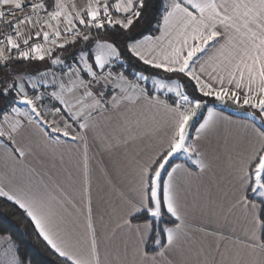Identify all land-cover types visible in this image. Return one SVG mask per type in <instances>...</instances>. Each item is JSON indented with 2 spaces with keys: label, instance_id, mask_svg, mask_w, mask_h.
Masks as SVG:
<instances>
[{
  "label": "snow or ice",
  "instance_id": "obj_1",
  "mask_svg": "<svg viewBox=\"0 0 264 264\" xmlns=\"http://www.w3.org/2000/svg\"><path fill=\"white\" fill-rule=\"evenodd\" d=\"M150 5L151 0H87L84 6L75 0H0V68L46 61L49 68L64 66L60 52L77 42L95 43L94 53L81 50L59 78L55 72L49 77V69L0 73V96L10 97L9 110L0 121V159L10 169L0 179V197L25 212L65 264H264V127L254 123L258 113L264 125V0H161L159 35L138 38L135 29L146 20ZM124 52L166 74L187 77L205 97L250 107L255 110L248 114L250 122L240 124L235 134L229 132L222 145L211 147L204 142L234 122L209 108L190 140L189 121L202 102L190 98L171 77L152 80L159 93L175 94L177 99L169 104L123 73H113L111 65ZM49 79L51 90L38 92ZM139 79L150 78L141 73ZM45 96L56 104L42 113L38 102ZM17 103L30 111L13 106ZM106 125L111 134H102ZM62 137L74 143L67 144ZM153 137L158 139L150 154L143 149L125 151L132 186L129 193L114 187L123 214L108 240L118 232L124 236L118 247L106 248L102 255L94 219L89 139H99L111 153ZM37 148L45 153L64 148L69 157L82 149L77 165L79 199L48 173L25 163ZM221 149L228 156L232 188L226 212L240 214L242 235L235 229L224 233L193 228L179 193L178 174L205 173ZM178 153L187 156L197 173L183 164L166 170ZM60 160L63 163V153ZM65 172L71 181L74 173ZM165 212L174 218L173 226L157 230L154 221ZM141 213L150 219L133 223ZM193 231L211 237L212 243L192 239ZM5 239L8 247L0 264H24L11 238Z\"/></svg>",
  "mask_w": 264,
  "mask_h": 264
},
{
  "label": "crops",
  "instance_id": "obj_2",
  "mask_svg": "<svg viewBox=\"0 0 264 264\" xmlns=\"http://www.w3.org/2000/svg\"><path fill=\"white\" fill-rule=\"evenodd\" d=\"M75 2L79 6H84L87 4V0H75ZM153 34L159 35V33L156 31ZM92 35L95 36V34ZM81 50L89 53H94L95 43L93 41H89L77 42L74 46L70 45L66 50H63L59 53L61 55V58H65L64 66L51 65L49 68V63L47 61L43 63L38 62L39 66H41L39 70L43 72L45 69H49V77L51 76L52 72H55L57 78H59L62 74L61 71H65L68 64H75V59L78 58ZM89 62H91V59L89 60ZM117 63H119V61ZM8 69L32 73L38 68H34V66H29L25 63L23 66H21L20 64L16 68H14L13 66V69L11 66H9ZM110 70L113 71V73H123V75L129 81L134 84L138 83L141 88L147 89L145 83L149 82L150 84L147 86L151 90L149 91L147 89L149 95L158 94L160 95V99L164 100L163 94L165 92L159 93L152 83L153 79L161 78L160 76L152 77L148 81H145L143 84L139 79L140 74L138 73L135 74V78H130L125 73L124 69L118 68L115 65H113ZM85 79H88V77H85ZM172 80L173 82L179 83L177 79ZM48 85H50V79L45 83V86ZM28 87L30 89V84L28 85ZM31 93L32 91L30 90L29 94L32 95ZM209 97L213 98L215 102L202 103L203 107L197 110L196 115L192 118L191 121H189L188 132L191 140V138L195 137L196 130L199 128V125L203 123L204 119L207 118V109L214 108L217 112L222 113L223 116L229 117L230 120L234 122L232 124H225L218 133L212 134L204 142L211 147H218L223 144L224 138L228 135L229 132L235 134L240 131V124L250 122V117L248 114L254 112L255 110L251 109L250 107L244 106L247 111L243 114H230L223 107L225 102H221L215 99V97ZM227 100L228 99L226 98L225 101ZM54 104H56L55 101H51L48 99L49 106L47 108H43L38 102V109L43 113L51 109ZM169 104H171V102ZM13 106L20 107L22 110L30 111V108L26 105L17 103ZM201 111H203L202 114L198 116ZM2 117H0V121H2ZM195 118L196 121L195 123H193V120H195ZM45 119H51V116H45ZM254 123L257 127H264V125H262L261 123L258 113H256V120L254 121ZM163 131L164 130L162 129L159 135H162ZM102 134H111V128L106 125L104 127V133ZM38 139L39 137H37V140ZM61 139L62 141L67 140V144L74 143L67 138L62 137ZM156 139H158V137H153L151 140L145 138L142 141H138L135 145L129 147L127 150H125L121 146L118 148H114L111 153L104 150L99 139H89L88 151L92 176L94 219L102 255L106 248L112 250L114 247H118L121 238L124 236L123 233L118 232L117 235L111 239V241L108 240V237L111 234V230L115 227L119 215L123 214V206L115 195L114 187L119 191L129 193L132 186L131 176L126 174V161L124 160L125 151H127L128 153H132L133 150L143 149L145 155L150 154L151 145L155 143ZM64 147L66 148L67 145H65ZM81 151L82 149L73 153L72 156L69 157L68 153L64 151V148L58 149L56 152H52L51 150H49L47 153H45L42 149L37 148L35 150L36 154L34 156L28 157L25 163L28 164L31 168L36 169V171L41 174L48 173V175L52 176L55 181L61 183L68 193L79 199L81 176L77 165L80 160ZM2 153L3 149L0 148V157H2ZM61 153H63L64 155L63 163L60 160ZM173 160H175V162L170 166ZM189 162L186 163V161L181 160L179 157H176V155H174L169 160V164L166 165V170L171 171V168L175 167L177 164H183L188 167L193 173H197L198 170L196 166ZM65 169L74 173V178L71 181L67 179ZM229 171L230 167L228 156L221 149L219 153L213 154L212 167L205 173L193 175L191 177L185 175L184 173L178 174L180 197L188 213V223L193 228L205 227L210 231L216 230L224 233H229L233 229H235L236 235H242L241 229L244 227V224L242 219L240 218V214L237 212L234 215H229L226 212V209L229 206V202L231 200L232 192V188L229 183ZM9 172L10 169L6 168L3 160L0 159V179H4L5 175L9 174ZM45 179L47 180V176H45ZM162 179L165 181L167 180V176L163 173ZM113 209H116V212H113ZM101 216L103 217V220L100 219ZM160 219L161 218H158L156 220ZM172 226L173 225L167 227ZM7 237L9 236L0 234V255H2L5 248L8 247V242L5 239ZM191 237L192 239L197 241H204L206 245L212 243L211 237H206L203 233L200 232L193 231L191 233ZM11 243L14 244L12 240ZM217 260H219V257H217Z\"/></svg>",
  "mask_w": 264,
  "mask_h": 264
},
{
  "label": "trees",
  "instance_id": "obj_3",
  "mask_svg": "<svg viewBox=\"0 0 264 264\" xmlns=\"http://www.w3.org/2000/svg\"><path fill=\"white\" fill-rule=\"evenodd\" d=\"M163 8L161 6V0H151V5L149 8V14L144 22H142L136 29L135 32L138 38L143 37L145 34H153L157 28V22L160 19ZM92 34H95L93 32ZM119 47L123 49L124 42L121 39L119 41ZM20 65L19 62L10 65L13 69ZM115 66L124 69L125 73L130 78H135V74H144L149 78L152 77H171L172 79H177L183 88L190 96V98L200 100L202 103L211 102L214 103L215 100L210 97H205L199 93L194 83L188 80L187 77L179 74H166L161 70L152 68L151 66L144 65L137 58L132 57L127 52H124L121 60ZM41 68L38 62H34V68ZM14 70L0 68V73L5 74L12 73ZM150 83H145L146 88ZM9 98L0 96V112L9 109ZM229 112V111H228ZM230 114L241 115L235 112H229ZM175 160L170 164L173 165ZM144 219H150L146 214H139L138 218L133 220L135 223L143 222ZM174 218L165 212L160 220H155L154 224L157 230L165 228L167 226L173 225ZM0 234L9 236L15 245L17 255L24 262V264H65V258L59 257L57 253L54 252L46 244L42 237L38 235L34 224L31 222L30 218L27 217L25 212L19 208L14 201H9L5 197H0Z\"/></svg>",
  "mask_w": 264,
  "mask_h": 264
},
{
  "label": "built area",
  "instance_id": "obj_4",
  "mask_svg": "<svg viewBox=\"0 0 264 264\" xmlns=\"http://www.w3.org/2000/svg\"><path fill=\"white\" fill-rule=\"evenodd\" d=\"M9 18H10V17H9ZM0 39H2V36H0ZM117 62H118V61L114 62V63L111 65V67H112L113 65H116ZM111 67H110V68H111ZM63 72H64V71H61V73H63ZM46 88H47L48 90H51L50 85H48V86H45V87H42V88L38 89L37 91H38V92H44V91L46 90ZM182 91L185 92L184 88H182ZM185 93H186V92H185ZM31 94L33 95L34 93L32 92ZM163 98H164V100H167L169 103H170V102L173 103V101H174L175 99H177V98L175 97V94H174V93H169V92H165V93L163 94ZM39 104H40V106H42L43 108H47V107L49 106V105H48V97L45 96V99L42 100V101H39ZM8 110H9V109H6L5 111L0 112V117H2V116H3Z\"/></svg>",
  "mask_w": 264,
  "mask_h": 264
},
{
  "label": "water",
  "instance_id": "obj_5",
  "mask_svg": "<svg viewBox=\"0 0 264 264\" xmlns=\"http://www.w3.org/2000/svg\"><path fill=\"white\" fill-rule=\"evenodd\" d=\"M224 109L229 111V112H235V113H239V114H243L244 112L247 111V109H245V107L243 106H239L236 105L234 103H232V101L227 100L225 101L224 105H223Z\"/></svg>",
  "mask_w": 264,
  "mask_h": 264
},
{
  "label": "rangeland",
  "instance_id": "obj_6",
  "mask_svg": "<svg viewBox=\"0 0 264 264\" xmlns=\"http://www.w3.org/2000/svg\"><path fill=\"white\" fill-rule=\"evenodd\" d=\"M138 74H139V73H138ZM144 82H145V81H142L143 84H144ZM202 112H203V111H201V113H199L198 116H200V115L202 114ZM196 118H198V117H196ZM196 118H195V120H193V123H195ZM176 157H179L181 160L186 161V163H188V162L190 161V160H188L187 156H186L184 153H178V154H176ZM190 162H191V161H190ZM190 162H189V163H190Z\"/></svg>",
  "mask_w": 264,
  "mask_h": 264
}]
</instances>
